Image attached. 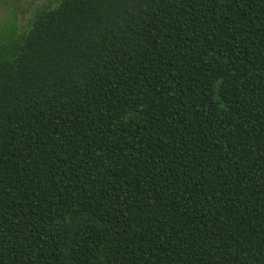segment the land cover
I'll return each mask as SVG.
<instances>
[{
    "label": "trees",
    "instance_id": "trees-1",
    "mask_svg": "<svg viewBox=\"0 0 264 264\" xmlns=\"http://www.w3.org/2000/svg\"><path fill=\"white\" fill-rule=\"evenodd\" d=\"M0 264H264V0L0 26Z\"/></svg>",
    "mask_w": 264,
    "mask_h": 264
},
{
    "label": "rangeland",
    "instance_id": "rangeland-1",
    "mask_svg": "<svg viewBox=\"0 0 264 264\" xmlns=\"http://www.w3.org/2000/svg\"><path fill=\"white\" fill-rule=\"evenodd\" d=\"M55 3L56 0H0V26H4L15 16L19 25L26 27L38 7Z\"/></svg>",
    "mask_w": 264,
    "mask_h": 264
}]
</instances>
